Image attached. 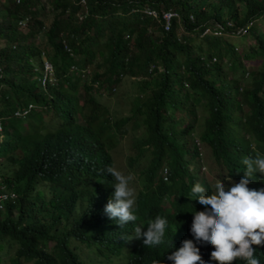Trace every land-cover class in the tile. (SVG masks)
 I'll return each mask as SVG.
<instances>
[{
    "label": "trees",
    "instance_id": "16d2710c",
    "mask_svg": "<svg viewBox=\"0 0 264 264\" xmlns=\"http://www.w3.org/2000/svg\"><path fill=\"white\" fill-rule=\"evenodd\" d=\"M84 4L86 14L77 19L79 0H0V114L39 91L36 82L42 79V70L32 69L38 67L40 51L49 50L47 56L56 76L70 87L77 86V79L64 76L71 58L63 45L78 62L98 61L101 56L103 69L92 74V81L110 83L119 73H145L158 65L162 70L148 73L145 79L151 101L135 98L131 113L114 120L98 95H92V87L85 84L84 102L76 111L93 133L77 143L56 168L48 169L59 159L60 146L47 151L55 135L34 137L29 149L13 152L10 145H1L6 160L0 167L16 169L12 181L16 187L23 186L13 217L10 211L5 214L7 203L0 197V251L8 253V264H71L52 256L69 248L71 257L79 258L80 245L88 249L86 257L97 264H133L106 257L90 237L82 240L83 234L64 203L71 194L67 181L80 186L83 199L104 184L114 134L135 124L134 117L139 114L157 111L165 131L171 132L202 104L204 122L214 114L219 116L224 128L221 145L231 161L252 144L264 147V100L253 87L238 93L223 71L235 70L250 57L264 56V0H84ZM143 7L154 10L158 20L141 14ZM164 11L176 13L166 29L161 18ZM48 17L52 19L45 27ZM205 27L218 33L200 36ZM240 28L243 34L237 33L233 41L223 33L235 35ZM124 30L130 35L127 45L122 39ZM42 32L43 46L38 40ZM55 90L48 87L50 92ZM57 117L60 122L66 120L65 115ZM45 181L53 191L48 200L37 188ZM139 184L146 189L150 181L140 180ZM48 241H52L50 246ZM10 247L13 250L9 252ZM257 256L264 264V247Z\"/></svg>",
    "mask_w": 264,
    "mask_h": 264
},
{
    "label": "clouds",
    "instance_id": "9594fccd",
    "mask_svg": "<svg viewBox=\"0 0 264 264\" xmlns=\"http://www.w3.org/2000/svg\"><path fill=\"white\" fill-rule=\"evenodd\" d=\"M79 1L77 19L86 14L84 0ZM145 15L151 16L146 11ZM205 29L208 27L200 35ZM243 32L240 28L235 35L223 33L237 36ZM122 39L126 45L131 41L128 30L122 32ZM61 48L71 58L64 76L76 78L77 86L70 87L57 77L47 56L49 52L40 51L38 67L32 69L42 70V79L36 82L39 91L28 100L14 104L9 112L0 114V149L3 144L10 145L12 152L29 149L32 138L55 135L47 151L60 146L61 155L48 169L67 160L68 152L93 133L76 111L83 105L85 84L92 87V95L97 94L98 98L114 94L123 80L134 84L127 114L113 117L107 105L100 101L114 120L131 113L135 98L151 101L145 79L148 73L162 70L158 65L145 73H119L110 83L92 81V76L103 69L101 56L97 57L98 61L78 62L69 47ZM251 59L257 61L253 69ZM223 71L226 80L234 82L238 93L253 87L257 97L264 100V56L250 57L235 70ZM244 78L248 79L246 85L241 83ZM49 86L57 90L50 92ZM198 105L203 112L199 122L195 109ZM198 105L171 132L165 131V123L157 111L139 114L134 117L135 124L115 132L108 147L111 160L106 168L108 176L88 199H83L79 185L67 181L71 194L65 199L64 208L75 218L82 240L90 237L106 257L133 264H260L257 254L264 247V147L252 144L237 155L236 161H231L221 145L224 128L219 116L214 114L209 122H204L205 107ZM58 114L65 115L66 120L60 122ZM123 137L128 139V152L120 168L112 151ZM199 144L208 149L212 163L220 172L212 181L202 177L205 166L200 162ZM0 157L6 160L1 152ZM15 172L13 167H0V197L7 203L5 214L10 211V217L18 211L14 205L23 188L13 183ZM140 180L150 181V186L141 188ZM39 185L46 186L50 191L48 199L52 198L51 183H38L37 188ZM39 190L41 197L48 200ZM165 201L167 206L163 205ZM49 242L52 244L48 241V246ZM68 250H58L52 259L71 264H97L86 257L90 253L81 257L77 250L79 258H73ZM7 255L0 251L3 262Z\"/></svg>",
    "mask_w": 264,
    "mask_h": 264
},
{
    "label": "rangeland",
    "instance_id": "374dc122",
    "mask_svg": "<svg viewBox=\"0 0 264 264\" xmlns=\"http://www.w3.org/2000/svg\"><path fill=\"white\" fill-rule=\"evenodd\" d=\"M149 10V8L147 7H143V9L141 10V14L145 15V11ZM168 13H171L172 16L175 15V13L173 11H164L161 15L167 16ZM142 16V15H141ZM52 17H48L45 20L44 26L46 27L49 22L51 21ZM208 31H204L202 33L203 34H216L213 31H210V28H208ZM106 30V28H105ZM263 30H264V26H263ZM200 35V36H202ZM237 36H227V38L231 41L235 40ZM37 38V37H35ZM38 40L41 41L42 46L43 43L46 42L45 41V37L43 35V32L41 34L40 37H38ZM249 42H251V37L249 36ZM49 52V50L47 51ZM257 61H255L254 59H251V68L253 69L256 65ZM93 69H91L92 71ZM247 78H244L241 83L243 85L247 84ZM135 92V86L131 81L128 80H123L121 81L118 86H117V90L114 94L110 95V96H101L98 99L103 102L105 105H107L110 114L113 117H119L121 115H125L127 114L128 111V107H129V103H130V97L131 95ZM196 113H197V122L200 121L203 112L201 110V105H198L196 108ZM196 126H198L196 124ZM198 130V127L195 128L194 131V135L196 134V131ZM200 147V162L203 163V165L205 166V168L202 170V177L208 181H212L213 178L217 175L220 174V172L218 171L217 167L212 163L209 153H208V149L203 145V144H199ZM128 152V139L127 137H123L120 138L118 143L116 144V146L114 147L113 151H112V155L115 159V162L117 164V166H119L120 168H122V160L124 155H126V153ZM3 157H0V161L2 160ZM39 189H41L42 191V195L48 199L50 197V191L48 190V188L46 186L42 187L41 185L38 186ZM136 189V188H135ZM164 206L168 205V202H164L163 203ZM51 244V242H49V245ZM9 252L13 250L12 247L7 249ZM78 253L80 254L81 257H84L86 255H89V252L87 250L86 247H84L83 245H80V250H78ZM4 257V256H3ZM6 258V257H4ZM2 264H8L7 260L5 259L4 262Z\"/></svg>",
    "mask_w": 264,
    "mask_h": 264
},
{
    "label": "built area",
    "instance_id": "2783aa9c",
    "mask_svg": "<svg viewBox=\"0 0 264 264\" xmlns=\"http://www.w3.org/2000/svg\"><path fill=\"white\" fill-rule=\"evenodd\" d=\"M146 13L149 14V15H151L152 18L158 20V19H157V13H156L154 10H152V9L146 10ZM174 16H176V13H175ZM171 17H173V16L171 15V13H168L167 16H164V15L161 16V18H162L163 21H164V28H165V29L167 28L168 23H169V20H170ZM205 30L208 31V29H205ZM205 30H204V31H205Z\"/></svg>",
    "mask_w": 264,
    "mask_h": 264
}]
</instances>
